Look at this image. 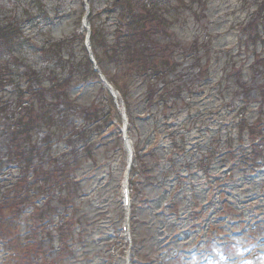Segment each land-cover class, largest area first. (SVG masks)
<instances>
[{
    "label": "rangeland",
    "instance_id": "obj_1",
    "mask_svg": "<svg viewBox=\"0 0 264 264\" xmlns=\"http://www.w3.org/2000/svg\"><path fill=\"white\" fill-rule=\"evenodd\" d=\"M114 1L0 0V27L12 23L21 28L20 39L10 47L0 37V97L4 95L5 107L0 114V124L10 114L12 117L23 115L24 109H20L18 105V91L14 90L18 85L27 86L29 76L34 87L39 84L35 80L37 75L41 79L49 78L45 84L46 89L52 85V79L62 78L64 74L67 76L69 68L64 69L67 56L61 59L46 52L52 44L65 40L64 52L74 48L71 54L73 63L75 66L81 63L83 51L78 37L79 19L87 5L91 7V25L97 31L95 36L99 32L102 36L95 43L98 57L103 59L101 64L109 77H116V72H119L117 65L111 63L109 54H106L108 49L111 52L112 44H115L118 19L116 16L108 17ZM262 1L189 0L186 6L181 5L173 25L157 38L163 44L174 43L172 58L180 64L168 80L157 77L144 87L137 82L121 80L120 72V80L116 79L119 86L117 100L109 99L112 95L103 90L93 78H89L86 84L76 79H72L71 85L65 84L64 88H70L71 99L75 102L71 115L60 128L63 135L89 129L90 123L83 120V114L93 109L94 105L103 107L104 104L105 115L108 110L111 115H116L112 126L114 142L117 140V130L121 131L124 120L128 119L129 114L133 116V121L129 123L130 138L137 161L135 159L131 176L129 237L125 239L120 230L122 217L126 220L124 210L119 205L122 174L128 164L127 154L117 143L111 141L97 149L95 161H86L81 169L77 166L73 176L81 184L68 190L76 207L65 208V193H61V198L59 195L51 196L50 213L54 223L59 222V218L67 217L66 220L76 222L75 231L71 232L64 226L55 230L57 227L54 226L55 229L43 228V233L39 235L35 228L28 227L33 217L30 218L25 212L19 220L25 222V225L13 227L9 237L7 235L0 238V264H125L128 255L130 264H201L203 259L206 260L205 264H264V176L257 175L253 167L250 168L251 162L243 163L234 172V176H222L220 182H214L212 175L220 176L219 171L225 164L217 162V168H212L214 163L211 164L209 169L212 171L208 173L199 170L204 168L201 160L206 153L215 149L219 154L226 153L225 150L220 151L225 147V142L222 141L219 145L210 132L220 122L217 120L220 118V103L227 102L228 109L224 111L227 113L226 117L230 118L240 109L232 101L235 99V104L238 101V106L243 105L240 100L246 90L252 102L247 113L250 124L259 117L258 90L264 84V68L261 64L255 65L256 61L250 56L255 47L251 46V50L248 48L246 24L256 17L257 6ZM196 40L199 47L210 42L214 46V57L211 60L213 71H223L225 67L224 61L218 65L215 60L219 50H234L233 55L227 58V76L222 77L221 72L214 73L199 84L196 80L200 75L199 68L195 66L197 57L193 53H185L195 46L193 44ZM260 49L257 46V50ZM202 54L203 52L199 56ZM234 64L243 67L239 76L230 75ZM9 75L12 76L8 77ZM77 76L79 75L74 78ZM21 77L24 78L20 79ZM7 78H18L15 81L17 83H5ZM175 79L179 84L188 85L185 98L180 103L185 105L184 108L179 105L166 113L158 112L157 107H151L147 101V90H159L165 83L169 82L171 85ZM79 84L80 87L76 88ZM123 85L127 87V97L122 92ZM227 86H231L229 91ZM190 87H193V95ZM221 91L224 92V97L220 95ZM205 94L208 95L206 98ZM44 100L46 103L52 102L53 105L48 107L50 112L63 115V111H60L63 106L56 108V100L52 95H47ZM147 109L154 113L153 118L142 122L138 117L143 116ZM229 112L232 113L231 116ZM104 126L107 127L106 123ZM223 129L225 130L222 127L221 130ZM45 135L47 138V131L38 126L34 130L30 148L38 150L33 155L29 179L33 175L38 176L36 187L41 189L43 186L45 188L44 173L61 165V162L56 165V155L62 154L65 149V145L58 147L59 144L55 141L45 145ZM225 138L223 137L224 140ZM9 139L6 128H0V160L5 163L9 162L6 156ZM17 145L20 147V143ZM151 145H157V151L144 156L145 150ZM234 149L236 156L243 158L245 154L241 153L242 148L236 145ZM218 159L219 157L216 161ZM156 164L158 171H153ZM186 174H189L187 179ZM223 183L227 184L225 189L231 185V190H227L229 193L224 192L222 197L220 184ZM51 188L55 190V194L62 189L54 185ZM3 191L4 189H0V192ZM161 210L165 213L156 215ZM221 212L254 220L244 222L246 232L235 236L230 234L231 231L240 227L227 226L232 224L228 218L224 222L217 221L216 214ZM2 213L3 210L0 209V215ZM1 223L0 232L3 231ZM45 235H50L51 240ZM61 241L65 243L63 248L58 246ZM197 242H200V252L194 251L198 254L187 255L189 247ZM199 253H202L201 256Z\"/></svg>",
    "mask_w": 264,
    "mask_h": 264
},
{
    "label": "trees",
    "instance_id": "obj_2",
    "mask_svg": "<svg viewBox=\"0 0 264 264\" xmlns=\"http://www.w3.org/2000/svg\"><path fill=\"white\" fill-rule=\"evenodd\" d=\"M187 1L189 0H116L114 2L117 7H121V10L116 14L113 12L109 13L108 17L117 16L119 20L124 22V25L121 27L117 26L114 38L115 44H112L111 52L108 49L106 54H109V59L112 61L110 62L115 63L119 70V72H116V77L114 76L115 78L113 79L117 87H119L117 85V80H120V72L121 80L137 82L145 87L148 83L151 84L152 79L157 77H163L165 80H168L169 76L178 69L180 65L179 62H176L175 58H172L175 52L174 43L163 44V42L157 41V38L162 33H166V30L173 25L172 22H174L177 13L181 10L180 6H186ZM255 16L256 17L250 19L246 24V32L249 34L247 43L249 50H251V46L255 47L250 54L252 59L256 61L255 65L261 64L264 68V0L258 4ZM19 33H21V28L12 23L0 27V37L5 41L8 47L15 44ZM94 38L96 42H98V38L100 41V39H102L100 32L97 36H94ZM193 45L195 46L191 47L190 50L185 53L187 55L193 53L195 57H197L195 58V66L199 68L200 75H198L196 80L199 81V84L208 80L214 73L218 74L221 72L222 77L228 75L229 61L227 58L233 55L234 50H219L217 54L218 57L215 58V60L218 65L224 61L225 67L223 71H218L217 69L213 71L211 60L214 57V46L211 42L210 44L207 43L199 47L196 40ZM240 46L242 47V45ZM257 46H260L261 49L257 50ZM64 50L65 41L62 40L52 44L46 52H49L53 57H59L61 59L67 56L64 65V69H66V67L69 68L67 76L64 74L62 78L58 77L57 80L52 79L50 81L52 85L48 89L45 88V84H47L46 82L49 78L41 79L39 75H37L35 80L39 83L37 84L39 88L34 89L29 76L28 85L25 90L22 85L17 86L18 105L20 109H24L23 115H13L12 117V114H10V117L4 119L3 123L0 124V128H6V132L10 137L9 145L6 146L7 159L17 164L15 176L10 175L7 178H0V189H4L3 192H0V209L3 210V213L0 215V222H2L1 224L3 226L0 237L7 235L9 237L13 227H18L20 225L24 226L25 222L22 223L19 222V220L22 214L26 213L30 218L33 217V221H30L31 225L28 227L35 228V231H37L39 235L43 233L41 231L43 228L50 229L52 227L55 229L54 226L57 227L55 230H59L64 226L65 229L71 232L75 231L76 222L74 220L72 222L70 219L66 220L67 217L59 218L60 221L54 223L53 216L50 213L52 209L50 207L51 203L49 202L51 196L56 197L59 195L61 198V193H65L63 198L65 199V208L70 209L69 207H76L73 198L69 197L68 192L73 186L80 185L73 175L77 171V166L81 168L86 157H89V160L95 159L94 156L96 155L95 151L97 148H95L96 143H94V141L96 138L102 140V137H104V123H106V126L109 125V114L111 116V111L108 110V113L105 115L104 104L102 105L103 107L94 105L93 109L86 112L84 111L85 114H83V120L86 119L90 123L89 129L85 128V131H76L67 135H63L62 132H60L61 126L71 115L75 102V100L71 99L70 88H64L65 84L69 83L71 85L72 79H76L81 83H86L87 79L94 76L85 54L80 57L81 63L75 66L73 63L74 60L71 57L74 48L69 51L70 53L67 51L64 52ZM201 52H203V54L199 56ZM101 62L103 63V59H101ZM104 64L107 65L108 63L104 62ZM242 71L243 67H238L234 64V68L230 70V75L239 76ZM75 75L79 76L74 78ZM10 76L12 75L8 77ZM23 78L24 77H21L20 79ZM17 79L18 78H16V80ZM16 80H9L7 78L5 82H14L16 84ZM222 82L221 79L220 83ZM79 87L80 84L76 86V88ZM192 88L193 87H190L189 90L193 95L191 92ZM227 88L229 91L231 86H227ZM121 89L127 97V87L123 85ZM187 89L188 85L186 83L179 84L178 80L175 79L171 85L169 82L165 83L159 90L148 89L146 99L151 107H157L158 112L166 113L168 110L178 108L179 105H181L180 103L184 100ZM49 94L56 100V102H54L56 108L59 107L60 109V107L63 106L62 109H60V111H63L62 116L50 112L48 107L53 104L52 102L46 103L44 100ZM220 95H222V97L225 96L223 91L220 92ZM207 96L208 95L205 94V97H203L206 98ZM258 96L259 100L257 107L259 117L254 120V123L250 124V118L247 116L249 112L248 109L252 106V102L250 101V94L246 90L240 100L243 105L238 106V101H236L235 104V99L232 101L236 108H240L233 116V120H226L225 116L222 115V119L217 125V132H215L213 136L214 141H217L219 145L222 141L226 144L220 151L231 150L237 143L245 141L248 135L255 136L261 133L264 123V84L258 90ZM111 105H113L112 101ZM181 106L184 108L185 105ZM3 108L4 105L0 104V113L3 111ZM218 108H220L218 112L223 113L224 108H228L227 102L223 101V103L219 104ZM151 109H147L150 119H152L154 115ZM131 112L132 111H130V113ZM238 116H241V118L239 119ZM130 118L133 120L132 115H130ZM38 126L43 127L48 133L47 138L46 135L44 138L45 144H49L51 141L55 140L59 145H61V142L72 145V147H69V151H64L62 155L56 157V165H59L60 162L61 165L55 167L56 169L54 170L44 173L45 188L43 186L42 189L36 187L39 180L35 181L34 177L29 179L30 168L33 166V155L37 153L38 150L36 148L35 150H31L30 148L34 140V130ZM222 126H224L223 128H225V130H221ZM246 131L249 133H246ZM223 137H226L225 140ZM17 143H20V147H18ZM79 143H83V150L77 148ZM105 143L106 142H104L103 145H105ZM156 151L157 149H155L153 153ZM218 152L219 151L216 149L212 150L208 156L213 158ZM233 155L232 152H227L222 156L227 159L233 158ZM141 160L142 156H140V162ZM201 162L208 165V161L206 160ZM156 166L157 164L153 167V171L154 169L158 171ZM4 167L6 166L2 161L0 170ZM58 172L59 175L57 176ZM52 185L60 188L62 187V189L58 190L57 194H55V190L51 188ZM42 195L46 196L47 199H45L42 205H39L41 204ZM45 236H49L51 240L50 235ZM58 246L63 248L65 247V243L61 241L60 244L58 243Z\"/></svg>",
    "mask_w": 264,
    "mask_h": 264
}]
</instances>
